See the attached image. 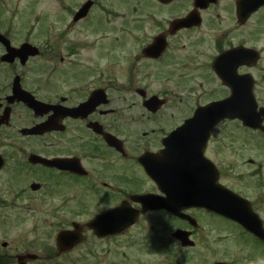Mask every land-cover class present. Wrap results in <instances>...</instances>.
<instances>
[{
  "label": "flooded vegetation",
  "instance_id": "af4514ba",
  "mask_svg": "<svg viewBox=\"0 0 264 264\" xmlns=\"http://www.w3.org/2000/svg\"><path fill=\"white\" fill-rule=\"evenodd\" d=\"M60 1L69 6L68 1ZM100 2L80 0L70 11L71 19L81 5L90 3L85 16L73 22L89 21ZM138 5L139 22L132 24L137 33L127 34L131 43L138 40L136 46L124 57H110L104 66H77L65 56L56 61V41L50 38L55 34L47 31L51 57L43 56L45 64L31 67L45 78L37 80L24 68L33 58L24 64L19 57L4 62L0 43V228L6 236L11 232L6 231L8 219L31 217L32 226L38 220L46 223V229L71 234L64 250L59 251L55 236L49 253L43 255L45 250L36 248L41 245L27 234L28 229L13 231L10 239L0 240V264H41L60 256L70 258V264L76 258L83 264H251L258 256L264 258V188L260 189L264 187V171H260L264 168V0H138ZM216 8L225 14L218 31L201 32L206 20L219 16L213 12ZM158 11L165 15H157ZM117 28L123 33L122 42L125 30ZM7 38L13 48L23 43ZM198 56L203 57L201 62ZM191 71L193 96L182 97V103L186 113L189 102L194 107L171 128L172 115L164 110L173 104L172 95L166 82L153 88L152 78L170 81L173 76L179 86L180 78L186 81ZM16 77L26 92L42 102L37 111L21 101V90L13 93ZM63 77L70 82L59 80ZM152 95L157 99L146 104ZM225 99H232L231 107L237 103L247 126L238 118L221 120L204 152L218 169L216 183L234 193L225 191L223 201L229 210L218 205L219 197L215 205L180 206L177 213L190 218L174 215L162 207L165 193L146 174L139 158L155 154L156 162L150 164L158 176L166 167L161 163L162 139L193 109ZM166 122L169 127L163 126ZM37 123H43L42 134L24 131ZM229 148L250 151L245 160L253 169L240 171L238 180H227L224 172ZM34 153L54 160L56 167L33 164L29 156ZM229 161L232 167L234 161ZM208 181L206 176L202 183ZM148 193L158 198L159 208L142 205L144 199L139 197ZM177 201L171 205L175 210ZM112 209H118L115 215L101 219L96 229L88 225ZM134 210L135 221L124 225ZM90 211L93 214L85 217ZM147 215L151 222L144 219Z\"/></svg>",
  "mask_w": 264,
  "mask_h": 264
},
{
  "label": "rangeland",
  "instance_id": "374dc122",
  "mask_svg": "<svg viewBox=\"0 0 264 264\" xmlns=\"http://www.w3.org/2000/svg\"><path fill=\"white\" fill-rule=\"evenodd\" d=\"M69 3V6H62L60 0H0V31L5 33L6 35L12 36L14 43H18L24 38L30 39L32 42L40 47V52L42 55L39 58H33L30 62L32 67H38L40 59L44 56V58L50 56L51 52L48 51L47 43L50 32H54L55 35H51V41L55 43L56 48L55 52L57 55L56 61H58L60 56H65L67 61L76 62L77 66H81L83 64L91 65L98 64L99 66H104L108 59L112 56L124 57L126 50L130 48H134L137 44V39L133 40L132 43L130 41L131 38L127 34L135 35L137 33L138 27L133 28L132 24L138 23L139 21V5L138 0H102L96 6L93 11L91 19L87 22H81L76 24L71 19L72 13L71 10L76 9L75 6L80 0H66ZM84 1V0H81ZM1 2L4 3L2 7ZM163 11H158L157 15H165ZM213 12L219 13V16L211 17L210 20L205 21V26L202 27L201 32H205L206 29L210 31H218V24H221V21L224 20L225 14L219 8L213 10ZM70 14V16H68ZM47 18L46 23H44L43 18ZM117 26L122 27L124 32V40H122L120 36L123 35L117 33ZM115 27V28H113ZM213 27V28H212ZM135 29V30H134ZM49 33H45V32ZM115 37L117 39H115ZM205 46V45H204ZM203 47V46H202ZM190 50V46L188 48ZM0 49V53H1ZM208 51H205V55ZM197 59L201 62L203 60L202 56H198ZM65 60V59H64ZM65 60V62H66ZM75 66V65H74ZM137 67V66H136ZM2 67H0V70ZM1 73V71H0ZM43 74L34 73L30 69V78L41 80ZM188 78L184 79V76L180 78V82L177 83L179 86H175L173 81L176 80L175 77L172 76L170 81H166L162 76L157 78L153 77V88H162L164 83L166 82V87L169 89V93H171L173 100V104L167 106L164 110L166 113L172 115L171 121L172 126L179 124L180 119L178 121V117L185 116L190 113L193 106V101L187 104L188 113H186L184 107L185 104L182 103V97L189 100L193 96V85L195 81V77H192L191 73L187 74ZM167 76V73L164 74V78ZM125 76L120 77V79H124ZM2 77L0 76V80ZM61 81L67 80L70 82V79H59ZM154 90V89H150ZM140 98H137L138 108ZM165 113V114H166ZM146 114V113H144ZM144 119L147 118L146 115H143ZM169 122L163 123V126L169 127ZM233 126V124L227 125ZM142 142V140L140 139ZM137 141V142H140ZM144 146V143L140 146L141 148ZM225 153V160H227L228 167L224 170L226 174L227 180H238L239 175H242L240 171L253 169L252 165L248 166L247 159L248 152L243 153L241 150H233L231 148L228 149ZM138 151V149H137ZM211 155V153H209ZM255 159V157H252ZM234 161V165L231 167V161ZM256 162V161H255ZM232 169V170H231ZM260 171H264L262 167ZM245 175H248L249 172L245 171ZM251 172V171H250ZM244 175V174H243ZM264 188V187H260ZM94 211H90L85 213V217H90ZM148 217V218H147ZM152 216H145L144 219H149L151 222ZM28 217L26 219H8L7 223L9 226L7 229H11L13 231L25 228L28 229V235L33 236L34 240H38L39 245L36 248L40 250H45L41 252L43 255L49 253L47 248L50 245H54V237L56 236V228L46 229L44 227L46 223L39 222L38 220L35 222V226H32L31 220ZM30 219V220H29ZM167 227L171 228L172 225L168 224ZM6 236L2 233V228H0V240L3 238L10 239L11 236L9 234ZM42 244L47 245V247H43ZM73 259V264H83L76 258ZM46 262H42L41 264H70V258H65L64 256L57 257L56 259L46 258ZM203 259H201V263ZM40 264V263H39Z\"/></svg>",
  "mask_w": 264,
  "mask_h": 264
},
{
  "label": "water",
  "instance_id": "95a60500",
  "mask_svg": "<svg viewBox=\"0 0 264 264\" xmlns=\"http://www.w3.org/2000/svg\"><path fill=\"white\" fill-rule=\"evenodd\" d=\"M0 39L2 36L0 35ZM7 47L8 54L3 56L4 60H12L15 55L21 56L22 61L32 53V47L28 44H23L17 50L9 47L7 40H3ZM15 50V52H13ZM17 51V52H16ZM233 101H224L222 103H214L203 108L201 110H196L192 118L186 120L182 126L178 127L173 131L170 138L166 139V151L169 153L164 159L162 164H166V167L158 174V186L165 192L168 196L166 204L168 207L171 206V202L175 199L179 200L180 206L192 205V206H206L205 203L215 205L218 200L221 201L220 206L228 212L229 208L224 204L223 200H227V194L225 191L219 187L215 181L217 179V173L214 165L209 162L203 156V149L205 147L206 139L209 135L210 129L225 116L234 117V113H230V105ZM203 116V117H202ZM240 118H242L240 116ZM244 120V118H242ZM174 149V150H173ZM156 162L153 158L149 159V162ZM146 166L148 174L151 176L156 175L157 171L153 165ZM204 165L210 173L209 187L207 191H203L204 184L197 182L195 184L194 180L201 179L198 175H202V168L204 170ZM211 171V172H210ZM175 181V185L172 186L171 183ZM222 191V192H221ZM222 197L221 199H218ZM218 199V200H217ZM142 202L148 207H159L157 199L154 201ZM102 218V217H101ZM100 218V219H101ZM132 220L130 221V223ZM91 223H94L92 221ZM71 235L65 233L64 231L59 232L57 237V244L59 248L62 249L66 247V243L70 239ZM77 237V236H76Z\"/></svg>",
  "mask_w": 264,
  "mask_h": 264
},
{
  "label": "clouds",
  "instance_id": "9594fccd",
  "mask_svg": "<svg viewBox=\"0 0 264 264\" xmlns=\"http://www.w3.org/2000/svg\"><path fill=\"white\" fill-rule=\"evenodd\" d=\"M251 264H264V258L258 256Z\"/></svg>",
  "mask_w": 264,
  "mask_h": 264
}]
</instances>
